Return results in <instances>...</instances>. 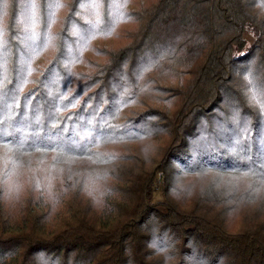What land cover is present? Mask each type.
<instances>
[{"label":"trees","instance_id":"1","mask_svg":"<svg viewBox=\"0 0 264 264\" xmlns=\"http://www.w3.org/2000/svg\"><path fill=\"white\" fill-rule=\"evenodd\" d=\"M30 1L0 0V264H264V0H153L123 41L110 0Z\"/></svg>","mask_w":264,"mask_h":264},{"label":"rangeland","instance_id":"2","mask_svg":"<svg viewBox=\"0 0 264 264\" xmlns=\"http://www.w3.org/2000/svg\"><path fill=\"white\" fill-rule=\"evenodd\" d=\"M61 4L57 7L58 10L56 11V17H60L63 15V13L66 11L67 7V1L68 0H60ZM153 0H110V6L113 10L112 14L115 17L117 23L115 26L119 25V32L120 35H118V39L119 41H123V31L126 30V28H130V26H132V24L130 23V18H125V13L129 12V11H134L137 10L139 8V6H143V5H147L150 2H152ZM31 2V6H30V12L33 14V0L30 1ZM88 10L87 11V17L90 18V22L95 21L96 18L100 20V17L102 18L103 15V4H102V0H90L89 6L87 7ZM92 9V10H91ZM88 13H90L88 15ZM90 16V17H89ZM84 19V17H83ZM125 20V21H124ZM118 29V27H117ZM105 37H100L98 36V40L99 42H102ZM246 38L248 39V46L251 45L252 39L249 37L248 34H246ZM96 39V40H97ZM105 41H111V38L109 39H105ZM49 54V53H48ZM47 55V54H46ZM46 55H44L43 57H45ZM30 70V67L29 69ZM0 161H2V157L0 156ZM160 196H162V191L158 188L155 193H154V197L155 198H159ZM240 223V220H231V224L233 226H238V224Z\"/></svg>","mask_w":264,"mask_h":264}]
</instances>
